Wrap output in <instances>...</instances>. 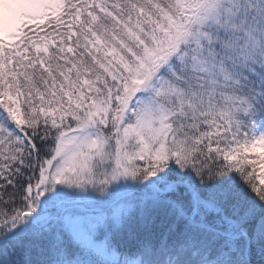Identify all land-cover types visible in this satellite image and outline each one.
Segmentation results:
<instances>
[{
  "label": "snow or ice",
  "instance_id": "1",
  "mask_svg": "<svg viewBox=\"0 0 264 264\" xmlns=\"http://www.w3.org/2000/svg\"><path fill=\"white\" fill-rule=\"evenodd\" d=\"M0 264H264V0H0Z\"/></svg>",
  "mask_w": 264,
  "mask_h": 264
}]
</instances>
